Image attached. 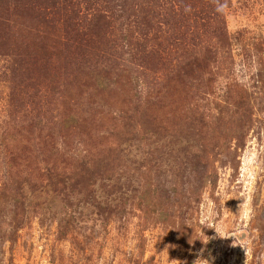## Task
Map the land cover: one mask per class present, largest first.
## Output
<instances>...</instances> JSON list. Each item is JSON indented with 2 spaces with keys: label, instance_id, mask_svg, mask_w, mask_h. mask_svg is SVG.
<instances>
[{
  "label": "rangeland",
  "instance_id": "obj_1",
  "mask_svg": "<svg viewBox=\"0 0 264 264\" xmlns=\"http://www.w3.org/2000/svg\"><path fill=\"white\" fill-rule=\"evenodd\" d=\"M0 264H264V0H0Z\"/></svg>",
  "mask_w": 264,
  "mask_h": 264
}]
</instances>
